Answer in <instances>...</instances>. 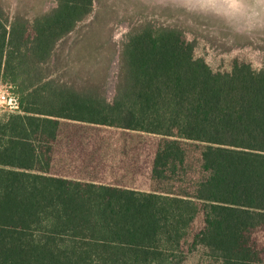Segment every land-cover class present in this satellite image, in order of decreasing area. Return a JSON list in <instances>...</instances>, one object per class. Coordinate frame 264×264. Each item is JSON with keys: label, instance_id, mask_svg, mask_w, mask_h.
<instances>
[{"label": "trees", "instance_id": "obj_1", "mask_svg": "<svg viewBox=\"0 0 264 264\" xmlns=\"http://www.w3.org/2000/svg\"><path fill=\"white\" fill-rule=\"evenodd\" d=\"M57 2L32 22L0 4V89L16 100L0 115V264H175L200 213L194 239L220 264H264L252 240L264 227V68L214 72L182 30L147 27L129 36L109 103L47 72L94 0ZM63 119L161 136L154 180L195 151L205 177L193 193H141L52 176Z\"/></svg>", "mask_w": 264, "mask_h": 264}, {"label": "rangeland", "instance_id": "obj_2", "mask_svg": "<svg viewBox=\"0 0 264 264\" xmlns=\"http://www.w3.org/2000/svg\"><path fill=\"white\" fill-rule=\"evenodd\" d=\"M0 4L10 20L20 14L30 22L58 6L57 0H0ZM147 27L182 30L187 41L194 43L195 56L204 59L214 72H231L235 61L250 63L256 70L264 68V0H94L92 12L57 45L47 72L58 82L79 89L98 88L99 94L112 103L122 80L129 36ZM11 92L10 87L3 85L0 97L13 98ZM4 105L0 98V115L12 110ZM80 127L86 132H109L111 137L141 138L147 144L145 158L152 155L151 147L155 150L163 139L144 132ZM199 159L195 151L177 172H166L169 180L152 179V192L193 193L188 189L190 179L205 177ZM204 227V214L200 213L175 264H220L212 252L194 239ZM252 240L264 261V227L252 233Z\"/></svg>", "mask_w": 264, "mask_h": 264}, {"label": "crops", "instance_id": "obj_3", "mask_svg": "<svg viewBox=\"0 0 264 264\" xmlns=\"http://www.w3.org/2000/svg\"><path fill=\"white\" fill-rule=\"evenodd\" d=\"M80 126L108 128L133 134L139 132L61 120L58 136L51 143L52 176L84 184L152 193L150 182L153 179V167L160 144L155 150L151 147L152 155L145 158L144 149L147 144L141 138L111 137L109 132H86Z\"/></svg>", "mask_w": 264, "mask_h": 264}, {"label": "built area", "instance_id": "obj_4", "mask_svg": "<svg viewBox=\"0 0 264 264\" xmlns=\"http://www.w3.org/2000/svg\"><path fill=\"white\" fill-rule=\"evenodd\" d=\"M3 102H4V106L9 105L12 109L15 108L16 105V100L12 97H9L8 95H3L2 97H0Z\"/></svg>", "mask_w": 264, "mask_h": 264}]
</instances>
